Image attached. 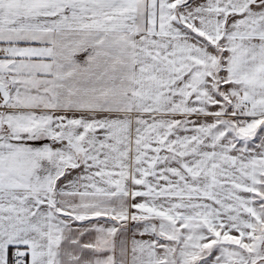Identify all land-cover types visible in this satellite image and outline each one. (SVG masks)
I'll return each instance as SVG.
<instances>
[{"label":"snow or ice","instance_id":"6c2138e0","mask_svg":"<svg viewBox=\"0 0 264 264\" xmlns=\"http://www.w3.org/2000/svg\"><path fill=\"white\" fill-rule=\"evenodd\" d=\"M0 264H264V0H0Z\"/></svg>","mask_w":264,"mask_h":264}]
</instances>
